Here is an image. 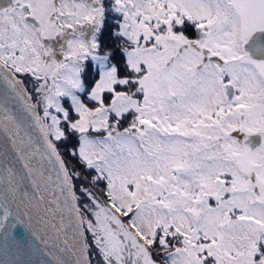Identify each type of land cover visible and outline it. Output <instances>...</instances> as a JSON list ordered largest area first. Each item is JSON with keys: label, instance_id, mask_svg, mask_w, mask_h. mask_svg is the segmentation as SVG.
<instances>
[{"label": "snow or ice", "instance_id": "6c2138e0", "mask_svg": "<svg viewBox=\"0 0 264 264\" xmlns=\"http://www.w3.org/2000/svg\"><path fill=\"white\" fill-rule=\"evenodd\" d=\"M0 264H264V0H0Z\"/></svg>", "mask_w": 264, "mask_h": 264}]
</instances>
